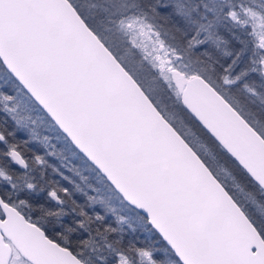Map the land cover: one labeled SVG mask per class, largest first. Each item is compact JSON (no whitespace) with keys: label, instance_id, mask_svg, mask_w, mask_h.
Returning <instances> with one entry per match:
<instances>
[{"label":"snow or ice","instance_id":"6c2138e0","mask_svg":"<svg viewBox=\"0 0 264 264\" xmlns=\"http://www.w3.org/2000/svg\"><path fill=\"white\" fill-rule=\"evenodd\" d=\"M0 264H264V0H0Z\"/></svg>","mask_w":264,"mask_h":264},{"label":"trees","instance_id":"16d2710c","mask_svg":"<svg viewBox=\"0 0 264 264\" xmlns=\"http://www.w3.org/2000/svg\"><path fill=\"white\" fill-rule=\"evenodd\" d=\"M55 161H53V163H54ZM63 183V182H62ZM67 186V185H66Z\"/></svg>","mask_w":264,"mask_h":264}]
</instances>
